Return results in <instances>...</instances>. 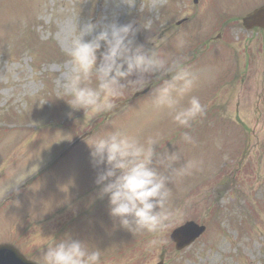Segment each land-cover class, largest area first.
Listing matches in <instances>:
<instances>
[{
	"label": "rangeland",
	"instance_id": "374dc122",
	"mask_svg": "<svg viewBox=\"0 0 264 264\" xmlns=\"http://www.w3.org/2000/svg\"><path fill=\"white\" fill-rule=\"evenodd\" d=\"M258 2L201 0L194 7L189 0H0V207L12 204L0 215V243L21 246L39 264L46 245L65 237L100 249L103 264H264V33L217 26L224 13L236 15ZM113 22L132 24L134 45L157 47L196 71L189 95L204 107L198 130L176 126L147 104L148 93L135 92L81 129L84 111L57 96L71 69L68 53L80 33L87 41ZM218 31L224 37L211 43L209 59L203 40ZM196 38L204 55L202 49L191 53ZM115 127L140 137L159 134L161 147L179 151L182 161H202L170 185L171 206L182 218L158 246H148L151 234L120 227L109 215L107 196H98L103 185L95 183L98 169L87 143ZM185 131L194 144L182 141ZM49 169L56 185L45 182ZM36 172L37 183L13 203L6 193ZM189 220L205 232L176 250L169 234Z\"/></svg>",
	"mask_w": 264,
	"mask_h": 264
},
{
	"label": "clouds",
	"instance_id": "9594fccd",
	"mask_svg": "<svg viewBox=\"0 0 264 264\" xmlns=\"http://www.w3.org/2000/svg\"><path fill=\"white\" fill-rule=\"evenodd\" d=\"M91 31L89 27L87 32ZM135 31L132 24L113 22L90 40H83L80 33L72 42L68 53L71 69L57 96L70 97L64 99L67 104L84 111L80 127L86 129L98 114L120 107V98L147 90L150 107L176 126L191 128L204 115L200 98L189 95L198 77L180 59L163 55L157 47L145 50L134 45ZM185 97L186 105L181 103ZM91 136L87 144L92 164L98 169L95 183L103 185L98 196H107L109 215L133 235L151 234L149 247L162 244L161 237L182 218L181 210L171 206L170 185L192 175L202 161H182L179 151L161 147L159 134L140 137L115 127ZM181 139L186 144L195 143L187 131L181 133ZM46 246L39 258L41 264H103L102 251L80 240L65 237Z\"/></svg>",
	"mask_w": 264,
	"mask_h": 264
},
{
	"label": "water",
	"instance_id": "95a60500",
	"mask_svg": "<svg viewBox=\"0 0 264 264\" xmlns=\"http://www.w3.org/2000/svg\"><path fill=\"white\" fill-rule=\"evenodd\" d=\"M246 28L253 26L264 27V5L254 10L243 20ZM204 230V226H198L192 221L186 222L171 233V238L176 242L177 249L191 243ZM0 264H35L26 260L10 245H0ZM158 264H162L161 262Z\"/></svg>",
	"mask_w": 264,
	"mask_h": 264
}]
</instances>
